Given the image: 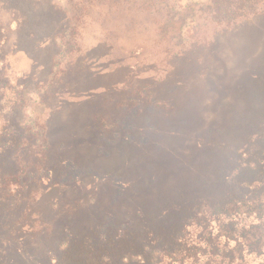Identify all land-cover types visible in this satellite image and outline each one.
I'll return each instance as SVG.
<instances>
[{
  "label": "rangeland",
  "instance_id": "1",
  "mask_svg": "<svg viewBox=\"0 0 264 264\" xmlns=\"http://www.w3.org/2000/svg\"><path fill=\"white\" fill-rule=\"evenodd\" d=\"M227 2L0 0V118L21 129V167L50 164L0 206L6 264H52L66 225H144L176 193L223 195L221 165L264 124V0L231 22Z\"/></svg>",
  "mask_w": 264,
  "mask_h": 264
},
{
  "label": "trees",
  "instance_id": "2",
  "mask_svg": "<svg viewBox=\"0 0 264 264\" xmlns=\"http://www.w3.org/2000/svg\"><path fill=\"white\" fill-rule=\"evenodd\" d=\"M227 1L226 20L231 22L256 0ZM0 119V206L10 215L23 200V172L27 169L24 179L41 183L50 164L44 153L41 165L30 163L34 171L27 163L21 167L20 160L32 158L20 154L21 129L11 115ZM15 124L16 135L8 131ZM239 141L231 161L221 165L226 186L218 199L206 195L184 199V194L176 193L167 204L168 212H159L151 223L141 225L136 218L122 215L109 217L80 237L66 225L64 236L46 250L52 264H251L264 258V124L255 125ZM72 210L76 217L68 214L67 218L75 225L81 212L78 207ZM24 249L27 255L32 252L30 247ZM7 256L8 252L0 251V264H6Z\"/></svg>",
  "mask_w": 264,
  "mask_h": 264
}]
</instances>
